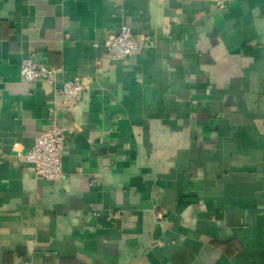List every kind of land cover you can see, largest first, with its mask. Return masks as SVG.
<instances>
[{
    "label": "crops",
    "instance_id": "0c3cea01",
    "mask_svg": "<svg viewBox=\"0 0 264 264\" xmlns=\"http://www.w3.org/2000/svg\"><path fill=\"white\" fill-rule=\"evenodd\" d=\"M211 1L0 0V264H264V0ZM123 25L156 47L112 57ZM50 105L58 181L18 154Z\"/></svg>",
    "mask_w": 264,
    "mask_h": 264
},
{
    "label": "built area",
    "instance_id": "2783aa9c",
    "mask_svg": "<svg viewBox=\"0 0 264 264\" xmlns=\"http://www.w3.org/2000/svg\"><path fill=\"white\" fill-rule=\"evenodd\" d=\"M229 0H215L207 5L209 12L223 10ZM112 57L116 59L132 58L144 51L156 47V40L150 36L136 38L132 29L123 25L121 29L105 43ZM60 70L42 63H36L32 58L22 61L21 77L27 82H34L42 79L49 84H55L56 75ZM86 91L85 85L80 79H69L56 89L57 96L65 100L77 99ZM49 127L42 131L36 138L33 147L27 151L18 150L19 156L23 157L25 163L33 167L35 175L47 180L58 181L64 176L63 171V150L66 141L64 128L59 123L56 107L49 106ZM17 147L18 144H15ZM120 211H114L110 218L117 217ZM96 217L101 216L97 210L93 211ZM163 214L158 212V218Z\"/></svg>",
    "mask_w": 264,
    "mask_h": 264
}]
</instances>
